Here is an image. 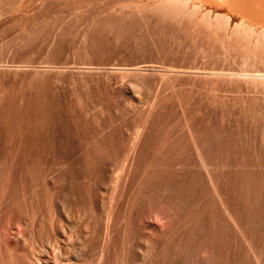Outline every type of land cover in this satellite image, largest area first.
Here are the masks:
<instances>
[{"label":"rangeland","instance_id":"obj_1","mask_svg":"<svg viewBox=\"0 0 264 264\" xmlns=\"http://www.w3.org/2000/svg\"><path fill=\"white\" fill-rule=\"evenodd\" d=\"M143 3L0 0V264H264V44Z\"/></svg>","mask_w":264,"mask_h":264},{"label":"bare ground","instance_id":"obj_2","mask_svg":"<svg viewBox=\"0 0 264 264\" xmlns=\"http://www.w3.org/2000/svg\"><path fill=\"white\" fill-rule=\"evenodd\" d=\"M202 1H205V0H145V1L142 0V3L144 2L143 3L144 4V7H149V8H156V7H158V8H162V9L168 10L167 12H169L171 10V11H175L177 13L178 12H180L182 14L184 13L186 15L187 14L188 15H191V14L192 15H197L198 18H200L199 19L200 21H201V19H203V20H209L206 17V15H205L206 13H203L204 11L202 9L203 8L202 7L203 6L202 5ZM207 1H214V3H216V4L219 2L218 3V7L221 6V4H222V8H223V5H224V6H227L230 9L229 10L230 12L233 10V14H231L230 16L225 15V18H226L225 20L222 17V19L224 20V23H222L223 21H219V23L221 22L223 25L224 24L226 25L228 32L230 30V32L232 34H235V35L236 34L237 35L239 34L240 36L239 35L238 36L240 38L242 36H244L242 38H245V39H249L250 38L256 44L257 43L258 44H260V43L261 44H264V0H206V2ZM140 5H142V4H140ZM205 6L206 5H204V7ZM208 8H210V7H208ZM207 11H205V12H207ZM224 11H226V10H224ZM234 11H238L242 15V17L238 18L239 16L237 17V15H235V13H237V12L234 13ZM214 12H215V10H214ZM228 12H226V14H228ZM164 13H166V12H164ZM207 14H211V13L208 11ZM217 16L216 15H215V17L214 16H212V17L210 16V20H212L211 18H213V17L216 19ZM218 17H217L216 20H218V19L219 20H222V19H220L221 16H218ZM208 22H211V21H208ZM212 24H215L214 23V20H213V23ZM217 25H218V23H217ZM221 25H219V27ZM213 27H214V25H213ZM224 28H225V26H224ZM232 36H234V35H232ZM254 42H252V43H254ZM260 47H263V46H260ZM129 189H130V186H129V188L127 186L126 187V190L128 192H129ZM141 199H142V201L144 203L145 197L142 196ZM259 264H262L260 260H259Z\"/></svg>","mask_w":264,"mask_h":264}]
</instances>
